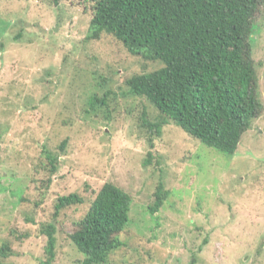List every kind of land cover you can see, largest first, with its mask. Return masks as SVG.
Listing matches in <instances>:
<instances>
[{"label": "rangeland", "instance_id": "rangeland-1", "mask_svg": "<svg viewBox=\"0 0 264 264\" xmlns=\"http://www.w3.org/2000/svg\"><path fill=\"white\" fill-rule=\"evenodd\" d=\"M92 12L90 0H0V245L7 239L14 251L1 264H46L41 225L71 193L87 202L60 215L66 226L51 264H80L72 220L107 182L133 197L131 231L147 264H190L194 253L197 264H264V112L233 157L175 124L151 139L142 99L125 94V79L160 63L112 37L88 39ZM253 53L264 104V6ZM107 90L114 94L92 109L90 93ZM46 149L60 165L49 186L40 166ZM161 181L170 194L154 214ZM128 252H116L113 264Z\"/></svg>", "mask_w": 264, "mask_h": 264}, {"label": "trees", "instance_id": "trees-1", "mask_svg": "<svg viewBox=\"0 0 264 264\" xmlns=\"http://www.w3.org/2000/svg\"><path fill=\"white\" fill-rule=\"evenodd\" d=\"M90 1L93 12L88 39L109 36L137 58L160 63L125 79V94L142 99L140 119L149 128L151 139L175 124L203 147L235 156L242 138L264 112L253 53L256 20L264 0ZM110 94L114 92H92L87 103L96 109L107 103ZM66 144L65 140L61 146ZM45 151L47 160L40 166L48 174L49 186L60 168L59 154ZM151 157L149 151L145 165L151 163ZM155 194L150 207L154 214L164 206L170 190L161 181ZM24 201L29 198L22 197L20 202ZM86 202L78 193L56 201L52 218L41 225L47 236L46 264L56 258L59 235L66 226L60 215ZM132 203L131 193L107 182L83 215L72 220L68 237L83 256L80 264H113L116 252L129 250V260L122 258L118 264H147L145 258L137 257L144 248L138 247L139 237L131 231ZM27 220L36 221L34 215ZM12 253L11 244L4 239L0 264ZM190 264H197L195 253Z\"/></svg>", "mask_w": 264, "mask_h": 264}]
</instances>
